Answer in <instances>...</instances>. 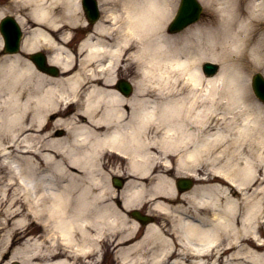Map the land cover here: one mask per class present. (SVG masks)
<instances>
[{
  "label": "clouds",
  "instance_id": "9594fccd",
  "mask_svg": "<svg viewBox=\"0 0 264 264\" xmlns=\"http://www.w3.org/2000/svg\"><path fill=\"white\" fill-rule=\"evenodd\" d=\"M100 4L103 17L79 53L52 42L47 71H58L53 65L60 53L63 66L75 64L77 58L80 65L71 75L53 78L28 58L38 46L32 34L43 29H34L27 21L87 29L81 0H0V23L16 14L29 37L17 51L20 46H6L0 31V167L7 165L12 177L3 185L0 207L7 199L6 189L14 185L13 200L17 196L27 200L29 211L46 218L51 232L59 235L71 226L82 231L85 244L95 239L88 228L101 235L128 227V217L114 200L115 172L150 178L147 183L129 181L120 193L125 208L143 203L154 208L160 206L161 195H178L176 181L168 174L169 154L177 159V176L203 168L207 179L225 159L232 161L229 170L238 179L245 169L241 160L264 166V92L253 88L254 78L264 80V0H100ZM117 69L128 77L119 88L131 95L117 90ZM97 76L103 77L102 84L94 80ZM63 100L76 101V112L52 121L46 129L49 114L65 108ZM101 125L106 127L98 130ZM57 128H65L66 135L56 138ZM245 142L247 157L238 155ZM153 146L158 151H152ZM108 148L126 155L127 164L121 167ZM32 153H39L43 164ZM157 164L159 171L153 172ZM73 165L79 171L73 172ZM19 177L23 184H15ZM207 187L199 185L184 194V202L165 206L173 218L172 230L182 243L227 239L239 244V237L252 229L237 228L236 218L246 221L258 204L264 219V189L237 200L226 188L210 194ZM8 210L21 211L11 203ZM193 220L210 227L185 231L184 225ZM27 225L23 219L13 227ZM11 231H0V252L8 246ZM37 251L27 252L25 264H35L31 258ZM234 255L238 257L234 264H264V252L246 245ZM122 258L125 264H156L150 255L125 253Z\"/></svg>",
  "mask_w": 264,
  "mask_h": 264
},
{
  "label": "bare ground",
  "instance_id": "6f19581e",
  "mask_svg": "<svg viewBox=\"0 0 264 264\" xmlns=\"http://www.w3.org/2000/svg\"><path fill=\"white\" fill-rule=\"evenodd\" d=\"M100 21L101 19L96 24H98ZM20 22L23 24L21 19ZM96 24L94 25L93 30L95 29ZM42 29H43L42 31L37 30L31 36V40L35 45L41 46L45 42L50 46H53L52 42H54L56 45H63L60 44L58 41H56V39L54 38V33H55L54 30L55 29L57 30L58 28L49 27V29L47 30L44 28ZM60 35L62 40L67 41L70 36V31L63 32ZM88 36L83 39L81 44L90 43V41L88 40ZM28 38L29 37L27 35L24 36L22 47ZM38 46L34 47L33 50L37 49ZM94 48L95 45H93V49ZM63 58H64L63 53H60L57 57L58 64H60L64 69L71 68L73 64L65 67L63 66L62 63L59 62ZM49 61L51 62L50 55H49ZM78 70L79 68L75 69V71ZM45 74L53 78L60 77V76L49 75L48 73ZM68 101L69 100H63L61 101V104L67 103ZM125 107L129 108L130 106L125 105ZM58 112H61V110ZM58 118L64 119L61 117H57L56 119ZM81 121L87 122L86 120H81ZM98 130H103V129H98ZM152 151L155 152L158 151V149H156L155 146H153ZM248 153H249V144L245 142L243 148L241 149L238 155H243L247 157ZM36 154H34L36 159L39 160L41 164H43L42 157L39 155V153ZM56 155L57 158H59V154ZM169 159L172 163V168L168 170V174L173 175V178L175 179V177L177 176L175 175L177 159L172 154H169ZM125 160L127 164L128 157L126 155H125ZM231 163H232L231 160L228 159L223 160L221 165L215 168V172L217 174L222 173L226 175L230 180L237 182L238 186L243 190L242 197L240 195L238 196L235 192L229 189V187H227L224 184H221L220 182L206 183V180L203 181V178L205 176L200 175V179H202V182L197 183L192 189L184 192H179L176 187V191L178 194L177 197H168L163 195L158 197L157 199L160 202L159 207L150 208L149 204L143 203L139 205L134 204L133 207L125 208L124 198H123V204L122 205L116 204V205L120 207L121 210L124 211L126 216L128 217V227L117 230L115 233L101 234V235H97L95 229L88 228V231L92 233L95 239L93 241L88 242L87 244L82 242L81 239L82 231L75 230L74 228L69 226V229L63 230L59 233V235H57L49 230L46 223V218L41 217L40 222L41 225L45 228L44 233L50 237L49 245L44 250V256L47 259L46 262L52 261L55 262V264H98L99 260L101 259L102 249L104 247L105 240H111V242L114 244L112 248V251L114 253V258L111 264H125V260L122 258V256L125 253L131 256L150 255L155 259L156 264H234V262L238 259V257L235 256L234 253L240 251L241 245H246L247 247H251L255 249L257 252H264V244L259 243L260 240H264L260 237L264 235V219H261L260 217L259 214L260 208L258 204L253 206V210L247 216L246 221L240 216H237L236 218L235 223L237 228H240L242 225H246L248 229H252L249 235L239 237L240 240L239 244L229 243L227 239H224L220 242L218 247L211 249L210 243L214 240H209L207 243H191V242L182 243L181 239L177 235V232L173 231L172 228L171 230H169V227L173 226L174 222H173V218H171L168 215L167 211H165V206H174L177 203L184 202L183 201L184 194L196 190L199 185L207 184L208 185L207 191L210 194L216 193L219 190L226 188L230 193V195L237 200H240L246 195L253 193L256 189H264V183H263L264 166L258 167L251 160L247 161V163H245L244 160H241L240 163L245 164V169L241 177L238 179L236 176L232 175L229 170ZM159 168L160 165L157 164L156 166L153 167L152 171L157 172L159 171ZM199 169H202L204 171L203 168H197L195 170V173L192 172H186V173L199 175L198 173ZM72 171L76 172L74 170ZM126 173L128 175V179L124 189L126 188L130 180L141 179L147 183L150 179L149 177H139L135 172H126ZM11 179L12 177L10 174L9 178H6V180L8 181ZM257 182H262L263 185L257 186L256 185ZM15 184H23V177L16 178ZM3 185L0 189V195L4 194ZM11 188L12 187H8L6 189V194H7V199L9 198L11 204L13 205L14 202L17 201L16 199L18 198V196L16 197L15 200H13V193L11 195L8 194L9 193L8 190ZM124 189L122 190V192L124 191ZM256 195L259 196L260 193L257 192ZM23 200L29 204L27 200L25 199ZM133 208H137L141 210L146 208L145 211L154 217L146 225H142L137 218L131 216V210ZM181 214L183 215L182 211ZM165 219H169L171 224L170 225L163 224L162 221ZM185 219H190V217L185 216ZM5 220L7 222L9 221L7 219ZM196 224H199L198 229L194 227V225ZM85 227L87 228V226ZM209 227L210 225L208 224V222L201 223L200 221L193 220L190 224L184 225V230L189 232L191 231L202 232V231H206ZM140 229H141V233L139 232ZM11 234L12 231L9 235L11 236ZM204 238L205 237H202V239ZM59 240H61V244L59 243ZM29 244H31V241H26L24 246H19L16 249V251L18 249L23 250L22 259L24 264H25L24 257L27 254V252L35 251L37 248H39V245L36 244H31L30 247H26V245ZM181 249H184V251H181ZM39 251H37L36 254H38ZM31 259L33 260V258ZM35 264L37 263L35 262Z\"/></svg>",
  "mask_w": 264,
  "mask_h": 264
},
{
  "label": "rangeland",
  "instance_id": "374dc122",
  "mask_svg": "<svg viewBox=\"0 0 264 264\" xmlns=\"http://www.w3.org/2000/svg\"><path fill=\"white\" fill-rule=\"evenodd\" d=\"M102 7V6H101ZM84 16H85V14H84ZM102 17H103V10H102ZM66 29L68 30V27H66ZM72 29V31H71V36H70V38H72V39H70L69 38V40L68 41H66V42H64V46L66 47V48H71L72 49V51H74V52H76V49H78V46L80 45L78 42H79V40H78V38H80V39H83L85 36V33L86 32H83V29L82 28H78L77 30H76V32H75V30L74 29H76V27L75 28H71ZM89 31V30H88ZM57 38H58V35L56 36ZM60 41V40H59ZM78 41V42H77ZM81 41V40H80ZM77 67H79V64L77 65ZM76 67V68H77ZM117 75L118 76H121V77H124V78H128L127 76H125L124 74H123V72L121 71V69H118V71H117ZM117 76V77H118ZM73 108V107H72ZM71 108V109H72ZM65 117V116H64ZM56 119L54 118V121H55ZM199 171H201V173H204V175L206 176L207 174L205 173V171H202V170H199ZM214 173H215V171L210 175V176H208V177H210L211 179V181H219L221 184H225L226 185V183H225V181L221 178V177H218V176H215L214 175ZM125 175V177H127V175L126 174H124ZM213 178H217V179H213ZM264 183V182H263ZM263 183L262 182H257L256 183V185L258 186V185H263ZM242 197V196H241ZM162 223L163 224H166V225H170L171 223H170V220L169 219H165V220H163L162 221ZM169 227V226H168ZM171 228H173V226H171V227H169V230H171ZM139 232L141 233V229L139 230ZM40 233H42V230H40ZM41 237H43V234L41 235ZM262 239H264V235H262V236H260ZM105 244H104V247H103V251H102V254H101V259L99 260V262H98V264H111V262H112V260H113V258H114V253H113V251H112V248H113V246H114V244L111 242V240H105V242H104ZM222 246V245H221ZM221 259H222V257H221Z\"/></svg>",
  "mask_w": 264,
  "mask_h": 264
},
{
  "label": "water",
  "instance_id": "95a60500",
  "mask_svg": "<svg viewBox=\"0 0 264 264\" xmlns=\"http://www.w3.org/2000/svg\"><path fill=\"white\" fill-rule=\"evenodd\" d=\"M259 86H260V89L264 91V82H263V81H261V82L259 83Z\"/></svg>",
  "mask_w": 264,
  "mask_h": 264
}]
</instances>
